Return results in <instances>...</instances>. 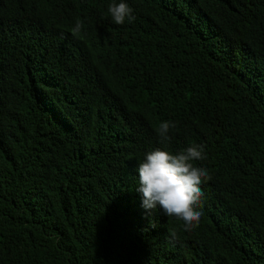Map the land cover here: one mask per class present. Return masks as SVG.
Returning a JSON list of instances; mask_svg holds the SVG:
<instances>
[{"label": "trees", "instance_id": "trees-1", "mask_svg": "<svg viewBox=\"0 0 264 264\" xmlns=\"http://www.w3.org/2000/svg\"><path fill=\"white\" fill-rule=\"evenodd\" d=\"M192 145L186 231L137 169ZM0 264H264V0H0Z\"/></svg>", "mask_w": 264, "mask_h": 264}, {"label": "clouds", "instance_id": "clouds-1", "mask_svg": "<svg viewBox=\"0 0 264 264\" xmlns=\"http://www.w3.org/2000/svg\"><path fill=\"white\" fill-rule=\"evenodd\" d=\"M132 12L125 2L108 6V13L116 24L133 21ZM82 27V21H77L72 34L78 36ZM174 128L176 124L172 121L159 124L156 131L161 143L171 139L169 133ZM205 158L202 145H192L176 153L161 148L146 153L138 163L139 186L136 188L145 212L151 215L157 208L162 209L166 216L183 221L186 231L198 226L203 215L199 209L204 195L200 185L212 177L205 167L196 166L194 161ZM176 239V233H171L170 240Z\"/></svg>", "mask_w": 264, "mask_h": 264}]
</instances>
